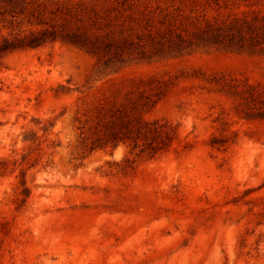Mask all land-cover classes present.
Here are the masks:
<instances>
[{"label": "rangeland", "instance_id": "rangeland-1", "mask_svg": "<svg viewBox=\"0 0 264 264\" xmlns=\"http://www.w3.org/2000/svg\"><path fill=\"white\" fill-rule=\"evenodd\" d=\"M15 6L0 264H264V0Z\"/></svg>", "mask_w": 264, "mask_h": 264}, {"label": "trees", "instance_id": "trees-1", "mask_svg": "<svg viewBox=\"0 0 264 264\" xmlns=\"http://www.w3.org/2000/svg\"><path fill=\"white\" fill-rule=\"evenodd\" d=\"M3 1L8 2V5L10 6L9 12H14L13 10L16 8L15 5L17 4V0H3ZM3 14L4 11L0 12V15ZM57 38L68 40L69 42L75 45H79V46L85 45V43H82L81 40L76 39L74 37H70V36L58 37V35H56V33H54L53 31L42 29L39 32L29 33L28 35L23 37L14 36L12 39H7V38L3 39V43L0 45V52L10 51L20 47H35L44 44L47 41H54ZM112 62L115 63L112 60L110 61L109 58L105 59L103 61V67L105 69L112 68L113 66H115ZM124 138H125L124 136L118 135L117 133L110 134V140L112 142L122 141L124 140ZM160 148H162V146L160 147L159 145H157L156 147H152V149L155 150H158Z\"/></svg>", "mask_w": 264, "mask_h": 264}]
</instances>
